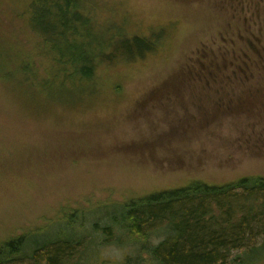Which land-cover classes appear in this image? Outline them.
<instances>
[{"label": "rangeland", "instance_id": "1", "mask_svg": "<svg viewBox=\"0 0 264 264\" xmlns=\"http://www.w3.org/2000/svg\"><path fill=\"white\" fill-rule=\"evenodd\" d=\"M93 1L105 32L126 15L146 50L102 66L81 103L29 112L0 88V243L35 225L54 233L57 218L86 231L102 205L264 178V0ZM116 235L82 256L81 241L65 263L122 264L131 238Z\"/></svg>", "mask_w": 264, "mask_h": 264}, {"label": "trees", "instance_id": "2", "mask_svg": "<svg viewBox=\"0 0 264 264\" xmlns=\"http://www.w3.org/2000/svg\"><path fill=\"white\" fill-rule=\"evenodd\" d=\"M12 2L18 5H0V88L23 98L21 107L29 112L49 110L53 103H81L86 92H79V87L100 76L102 66L131 62L146 50L147 42L124 28L126 15L119 20L113 16L119 33L105 32L110 27L97 20L101 8L97 10L93 0ZM115 6L113 11L120 13ZM111 46L119 56L114 60L109 58ZM103 206L93 211L98 221L86 231L64 226L67 220L57 218L64 224L55 226L54 233L35 225L21 236L4 239L0 264H66L73 246L88 240L81 248L82 256L88 247L98 250L106 244L99 234L115 232L131 238L133 257H126L122 264L264 262V178L217 187L195 183L115 206L120 208ZM102 220L106 226L100 229ZM32 237L37 239L23 243ZM152 239L160 243L153 244Z\"/></svg>", "mask_w": 264, "mask_h": 264}, {"label": "flooded vegetation", "instance_id": "3", "mask_svg": "<svg viewBox=\"0 0 264 264\" xmlns=\"http://www.w3.org/2000/svg\"><path fill=\"white\" fill-rule=\"evenodd\" d=\"M167 101H169V99H167ZM170 105V104H169Z\"/></svg>", "mask_w": 264, "mask_h": 264}]
</instances>
